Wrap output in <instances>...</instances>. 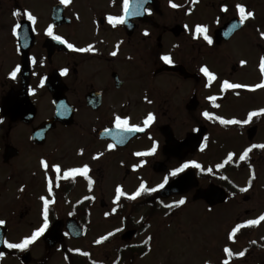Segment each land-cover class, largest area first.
I'll return each instance as SVG.
<instances>
[{
	"label": "flooded vegetation",
	"instance_id": "obj_1",
	"mask_svg": "<svg viewBox=\"0 0 264 264\" xmlns=\"http://www.w3.org/2000/svg\"><path fill=\"white\" fill-rule=\"evenodd\" d=\"M189 1L193 4L171 0L178 5L173 9L170 0H140L142 14L129 15L125 24L113 28L107 16L123 15V0H71L68 5L60 0H0V220L5 221L0 225V264H171L150 263L146 257L159 258L162 253L170 260L188 246L192 231L208 240L196 226L207 227L209 222L227 232L219 236L229 243L222 247L221 264L225 259L229 264H264V221L246 223L264 214V149L254 148L247 160L239 159L253 144H264V116L248 125L225 126L202 115L208 111L213 117L244 120L250 111L264 109V88L250 90L264 83V13L259 14L263 5L257 9L258 0H250L245 8L255 18L243 25L237 20L239 26L229 36L216 38L215 30L230 18L214 30L207 26L213 38L208 45L195 32L197 25H206L192 20L205 11ZM130 3L137 6V0ZM16 11L21 15L14 16ZM27 12L37 17L35 25L27 20ZM18 23L21 28L14 36ZM49 25L74 47L91 45L93 51L69 50L46 35ZM164 55L172 58L171 65L163 62ZM18 64L21 73L12 80L10 73ZM204 66L217 77L210 87L200 71ZM65 68L67 75H61ZM41 78L44 87H39ZM224 81L248 87L223 90ZM211 96L217 100L208 99ZM149 113L155 121L143 132L122 133V142L105 132L111 129L115 134L116 115L143 127ZM154 142L155 154L134 155L150 151ZM110 143H116L111 151ZM101 152L100 159H92ZM228 153L234 154L233 160L217 169ZM41 159L50 166L60 164L62 172L89 165L91 189L81 176L57 180L51 170L44 171ZM189 161L213 172L190 167L169 176L168 184L156 193L127 198L141 182L156 187L171 170ZM190 171L186 186L167 188ZM249 181L248 191L240 192ZM117 186L127 195L114 203ZM41 197L55 201L49 205V229L23 251L8 249L5 241L18 243L42 226ZM181 198L186 203L179 208L163 206ZM238 223L246 226L229 240ZM117 228L122 231L115 232ZM109 232L115 235L95 243ZM148 237L152 239L145 244ZM225 247L233 257L224 253ZM241 251L242 258L236 255Z\"/></svg>",
	"mask_w": 264,
	"mask_h": 264
},
{
	"label": "snow or ice",
	"instance_id": "obj_2",
	"mask_svg": "<svg viewBox=\"0 0 264 264\" xmlns=\"http://www.w3.org/2000/svg\"><path fill=\"white\" fill-rule=\"evenodd\" d=\"M71 2V0H60L61 4L64 5H68ZM148 0H143V3H147ZM193 3H197L198 0H192ZM170 6L175 9L178 7L177 4L175 3H171L170 0ZM236 9L238 10L239 13V24L243 25L247 20L254 19V13L252 11H247L245 9V6L237 4L236 5ZM144 11H146L149 15H151V11L148 9H144ZM221 12L223 13H228L229 12V8L227 5H224L221 7ZM123 15H119V16H114V15H108L107 16V23L109 25H111L113 28H115L118 25H123L126 23V19L129 15H140L141 13V7H140V0H137V6L135 8L132 7L130 0H123ZM27 20L30 21L33 25L36 24L37 22V17L35 15H33L31 12H27L25 13ZM14 16H19L21 15L20 11H16L13 13ZM217 23H219V17H217ZM233 28L237 27V24H233L232 25ZM21 28V24H16L13 29V35L16 36L18 35L17 30ZM33 31H35V29L33 28ZM195 32L197 34V37L201 36L203 37V40L207 42L208 45H212L213 44V38L212 36H210L208 34L209 30L207 26H201V25H197ZM46 35L51 37L54 41L59 42L60 44H65L67 46V48L69 50H72L74 52H81V53H86V52H90L93 51V46L89 45L88 47H84V48H77L74 47L73 44L68 43L64 38H62L60 35H56L54 34L53 31V25H49L46 29ZM143 35L148 36L149 32L145 31L143 33ZM261 38H264V32L260 33ZM119 47V45H117V48ZM17 50L19 51V48H17ZM112 56H116L117 52L113 51L111 53ZM161 59L163 60V62L165 64L171 65L173 63L172 58L169 55H164L161 57ZM31 63L33 65H35L37 63L36 59L33 57L31 58ZM244 63H246L245 61H241V64L243 65ZM260 69L262 72H264V57L261 58L260 60ZM200 71L203 73V75L205 77H207V84L206 87H210L212 81L216 80L217 77L207 68V66L201 67ZM21 73V66L18 64L14 67V69L11 71L10 73V78L12 80H16L18 74ZM68 73V69H62L61 70V75H67ZM35 75V73H34ZM44 83H45V78H41L40 80V84L39 87H44ZM223 90H228V89H241V88H247V85H243L240 83H229L228 81H224L223 82ZM264 88V83H259L256 84L254 88L250 89V90H255V89H261ZM32 94H34V90H29ZM146 101L148 103H152L151 100H148L147 97H145ZM208 99H210L211 101L215 102L217 100L216 96H211L208 97ZM214 107L219 108L220 105L219 104H214ZM203 117L208 119V120H217L219 121V123L221 125H248L249 123L252 122L254 117H261L264 116V109H260L258 111H250L247 114V118L244 120H240V119H225L223 117L220 116H215L213 117L208 111H204L202 113ZM129 119L130 118H121L120 115H116L114 118V127L116 129L115 134H113L111 129H106L105 132L107 135H111L114 141L117 142H122L124 139V136L122 135V133H137V132H143L145 130V128L149 127L156 119V117L154 116V114L149 113L147 115V117L143 120V127L137 126V125H130L129 123ZM0 123H3L2 120H0ZM205 140H207V137H205ZM116 147V143H110L108 144L107 148L109 151L113 150ZM205 145H201V151L204 150ZM158 148V145L154 142L153 146L151 148L150 151L147 152H137L134 155L136 156H151L153 154L156 153ZM254 148H260V149H264V144H253L251 147H249L248 149H246L242 155H240L239 159L241 161L247 160L249 158V153L254 149ZM80 155H83V150L80 151L79 153ZM104 155V153H98L96 155H94L92 157V159L94 160H98L100 159V157H102ZM233 153H228L226 159L223 160L222 163H219L216 165L217 169H223L225 167V165L229 164V162H231L233 160ZM40 164L42 166V168L44 169V171L47 173L49 170H51L56 179H64V180H68L69 178H75L76 176H81L84 177L87 181H88V185L89 188L91 189L93 181L92 179L89 177V172H90V167L87 164H84L82 167H73V168H69L66 171L62 172V168L61 165L56 163V164H52L51 166L49 165L48 161L46 159H41ZM139 167V165L134 166V170ZM196 168L199 169L201 172H207L209 174H211L213 172V169L211 167L205 169L200 163H197L195 161H189V162H185L182 163L179 167L174 168L173 170L170 171L168 176H165L163 179V182L159 183L156 187H148L146 185L145 182H141L138 189L131 195H127L125 193V191L123 190V188L121 186H117L115 189V198H114V203H119V201L121 200L122 197H125L127 195V198L130 200H136L138 197H140L142 194L144 193H156L158 192V190L163 189L165 187V185L168 184L169 182V176L171 177H176L178 174L181 173H185L186 169L189 168ZM62 173V175H61ZM255 178L254 173H253V179ZM57 187H59V184L56 185ZM251 187V181H249V185L248 187H243L240 188L239 191L240 192H247L248 188ZM52 188H53V180L51 178L48 179V192L49 194L52 193ZM21 192L24 191L23 188L20 189ZM43 201V224L42 226H40L39 228H37L36 230H34L31 235L24 237L20 242L18 243H12V242H8L5 241V245L8 249H19L21 251L27 249L30 245L34 244L41 236H43L45 234V232L49 229L50 224H49V205L54 203V200L48 199L46 197H41L40 198ZM85 199H94V197H85ZM186 203V199L185 198H181L178 201H175L173 203L170 204H164L163 206L167 209H172V208H179L182 205H185ZM116 211L115 208L112 209V212L114 213ZM106 215H108L106 213ZM261 221H264V214L260 215V217L258 219H251L248 220L246 223L247 225H259ZM5 223V221L0 220V225H3ZM246 225L242 224V223H238L236 224L231 231L228 234V239L232 240L233 237L236 236V234L238 232H240V230L242 228H244ZM122 231V229L117 228L115 230V232H120ZM115 235L114 232H109L107 235L102 236L100 239L96 240L95 243L100 244L103 241L107 240L109 237ZM152 237H148L147 240L144 241L145 244H148L151 241ZM234 242V241H233ZM253 243H255L253 241ZM224 253L227 254V256L229 258L233 257L234 253L232 252V250L228 247H225L223 249ZM83 255L87 256L88 253L84 252L82 253ZM238 257H244L245 256V252L241 251L238 254ZM3 256V253H0V257ZM223 264H229V260L225 259L223 261Z\"/></svg>",
	"mask_w": 264,
	"mask_h": 264
},
{
	"label": "rangeland",
	"instance_id": "obj_3",
	"mask_svg": "<svg viewBox=\"0 0 264 264\" xmlns=\"http://www.w3.org/2000/svg\"><path fill=\"white\" fill-rule=\"evenodd\" d=\"M191 3V1H189ZM250 0H198L197 3H191L193 6H199L197 9L203 10L201 16L197 18H192L193 21H201L203 25L209 26L214 30L219 27L229 18L239 15L236 5L240 4L243 6H248ZM227 5L229 8L228 13L221 12V7ZM257 9L263 5L260 10V15L264 13V1L258 0ZM246 9V8H245ZM248 10L246 9V12ZM217 17H219V23H217ZM252 19L249 21V24ZM218 25V26H217ZM207 227L196 226L197 229H202L201 234L204 237H208V240H200L197 235L198 232H190L192 239L188 240V246L185 244L183 250L179 251L170 257V260L162 256L160 257L149 256L146 257V261L152 263L154 261L160 262H171V264H221L222 247L223 245L229 244L225 239L224 242L219 240V236L227 234L225 228L218 223H211ZM197 234V235H196ZM185 250V251H184ZM188 251V254H187Z\"/></svg>",
	"mask_w": 264,
	"mask_h": 264
},
{
	"label": "water",
	"instance_id": "obj_4",
	"mask_svg": "<svg viewBox=\"0 0 264 264\" xmlns=\"http://www.w3.org/2000/svg\"><path fill=\"white\" fill-rule=\"evenodd\" d=\"M237 18H235V19H233V20H231L227 25H226V30H217L216 31V37L217 38H220V37H222V35H223V33L224 32H227L228 31V29H229V27H232V25L233 24H237V26H239L238 25V22H237ZM233 28V27H232ZM191 173H192V175H193V172H188V176L187 175H185V176H181V177H179V178H177L176 180H174L173 182H171L168 186H167V188H181V187H183V186H186L187 185V180L188 179H190L192 176H191ZM188 177V178H187ZM2 245H3V239H1L0 240V250L2 249Z\"/></svg>",
	"mask_w": 264,
	"mask_h": 264
}]
</instances>
